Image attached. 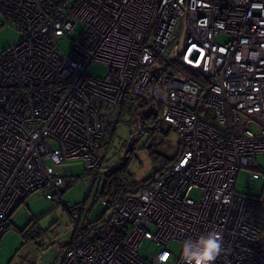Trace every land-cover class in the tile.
Segmentation results:
<instances>
[{
    "label": "built area",
    "instance_id": "obj_1",
    "mask_svg": "<svg viewBox=\"0 0 264 264\" xmlns=\"http://www.w3.org/2000/svg\"><path fill=\"white\" fill-rule=\"evenodd\" d=\"M0 12L19 32L0 52V236L33 192L62 200L57 168L99 170L123 102L148 97L178 155L138 193L100 197V222L74 212L60 264H183L171 242L213 229L214 264H264V0H0ZM242 168L259 190L235 191Z\"/></svg>",
    "mask_w": 264,
    "mask_h": 264
},
{
    "label": "rangeland",
    "instance_id": "obj_2",
    "mask_svg": "<svg viewBox=\"0 0 264 264\" xmlns=\"http://www.w3.org/2000/svg\"><path fill=\"white\" fill-rule=\"evenodd\" d=\"M78 25L76 30L79 31ZM17 29L4 21L0 12V52L17 38ZM77 32L61 38L58 45L63 53H68ZM88 73L103 77L106 65L92 62ZM142 115V114H141ZM140 124L138 126H133ZM155 127V126H153ZM180 148V135L174 129H164L161 121L156 128H148L137 116L123 114V120L116 126L115 136L107 150L102 167L96 172L87 171L81 159L67 162L73 170L63 171L64 183L61 199H48L39 189L21 202L10 217L11 225L0 237V264H60L62 247L73 236L71 214L82 208L88 210L86 221L93 222L103 216L104 207L99 202L97 189L104 179V171L114 164L125 167L129 179L139 181L160 169L169 159L175 157ZM257 164L264 168V156H258ZM249 170L242 168L236 178L235 191L254 193L259 190L260 180L255 187L248 185ZM198 197L197 192L191 194ZM181 249L177 242H171L170 250L175 257ZM157 248L144 240L140 248L143 256L154 255Z\"/></svg>",
    "mask_w": 264,
    "mask_h": 264
},
{
    "label": "trees",
    "instance_id": "obj_3",
    "mask_svg": "<svg viewBox=\"0 0 264 264\" xmlns=\"http://www.w3.org/2000/svg\"><path fill=\"white\" fill-rule=\"evenodd\" d=\"M173 63H175V62H173ZM124 113L130 114L131 118H134L135 116H137L138 121L139 120L145 121L146 124L148 125V128H152V129H155L156 124L161 121L160 120V108H159V106L154 104V102L148 97H143V98L134 99V100L133 99L132 100L126 99L123 102L122 109L120 112V117L118 119L117 124L123 120V114ZM117 124H116V126H117ZM116 126H115L114 133H113L114 136H115ZM133 126H138L140 128V126H142V125L135 124ZM153 126H155V127H153ZM177 155H178V153L175 155V157ZM175 157L169 159L160 169L155 171L153 175L151 174V175L147 176L146 178L139 180V181L130 180L129 176H128L129 173L126 171L125 167H123V165L118 166V165L114 164L112 167L107 168L104 171L103 182L101 183V185L97 189L98 198L101 197L105 201H107L109 203H113V202H118L119 200L124 198L126 195L138 193L142 187L146 186L152 179L158 177L161 174V172H163L167 167H169V165L174 161ZM101 167H102V165H101ZM97 171H94L93 173H96ZM26 198L21 199L17 203L15 208L21 202H23ZM60 201H62V200H60ZM15 208H14V210H15ZM14 210L12 211L11 215L13 214ZM87 212H88V210H87ZM105 213H106V211L103 212V216L101 218H98L97 220H95L91 223L100 222L101 219H103ZM10 225H11V220L9 218L8 227L4 231H6L10 227ZM3 232H2V234H3Z\"/></svg>",
    "mask_w": 264,
    "mask_h": 264
},
{
    "label": "clouds",
    "instance_id": "obj_4",
    "mask_svg": "<svg viewBox=\"0 0 264 264\" xmlns=\"http://www.w3.org/2000/svg\"><path fill=\"white\" fill-rule=\"evenodd\" d=\"M222 252V237L213 229L200 234L196 239L183 240L181 259L183 264H214Z\"/></svg>",
    "mask_w": 264,
    "mask_h": 264
},
{
    "label": "water",
    "instance_id": "obj_5",
    "mask_svg": "<svg viewBox=\"0 0 264 264\" xmlns=\"http://www.w3.org/2000/svg\"><path fill=\"white\" fill-rule=\"evenodd\" d=\"M184 33H185V28L183 29V31H182L179 39H178L177 45L169 52V54L167 55L166 59H169L170 57H174L176 55V53L179 51V49L181 48V44L183 42ZM67 167H69V169L71 170V166L70 165L67 166Z\"/></svg>",
    "mask_w": 264,
    "mask_h": 264
}]
</instances>
